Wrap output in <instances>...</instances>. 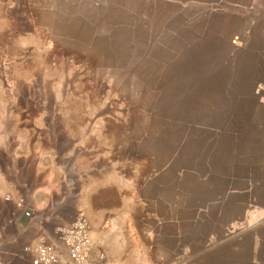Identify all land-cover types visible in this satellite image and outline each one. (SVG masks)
Returning <instances> with one entry per match:
<instances>
[{
    "label": "rangeland",
    "instance_id": "1",
    "mask_svg": "<svg viewBox=\"0 0 264 264\" xmlns=\"http://www.w3.org/2000/svg\"><path fill=\"white\" fill-rule=\"evenodd\" d=\"M3 123L73 153L52 244L83 212L103 264L173 245L154 240L147 215L165 166L171 206L202 205L201 220L181 221L187 264H226L228 234L235 264H250L245 204L264 206V0H0Z\"/></svg>",
    "mask_w": 264,
    "mask_h": 264
},
{
    "label": "crops",
    "instance_id": "2",
    "mask_svg": "<svg viewBox=\"0 0 264 264\" xmlns=\"http://www.w3.org/2000/svg\"><path fill=\"white\" fill-rule=\"evenodd\" d=\"M98 129V133H101ZM100 156L106 155L100 152ZM73 156L72 152L60 151L57 147H46L42 144H32L27 134H12L10 128L4 123L0 126V262L2 264H29V260L21 256L22 249L37 243L43 237L49 238L53 233V223L58 224L63 216L58 213L57 206L67 204L70 198L68 190L67 167L63 159L68 160ZM67 165V164H66ZM169 167L156 168L152 178L153 188L157 195L148 200L147 215L153 223L152 235L154 240L163 236L167 241H174L161 248L154 244L146 251V256L124 259L119 251L110 252L114 256L116 264H187V234L181 232V221L201 220L202 205L197 201L194 206L187 207L186 198L184 203L177 207L171 206L165 196V182L162 175ZM31 175V181H27V175ZM121 178V177H120ZM89 186H91L89 184ZM163 189V190H161ZM90 190L87 191L86 206L91 207L89 202ZM162 193V194H161ZM10 196L11 201L6 197ZM20 198L27 200V209L32 215L31 220L23 217L20 209H16V202ZM87 201V202H86ZM227 205L229 202H226ZM231 207H234L233 202ZM247 210V225L242 237L250 236L253 241L250 264H264L262 256L264 249V206L257 203L245 204ZM16 209V210H15ZM187 211L193 215L189 216ZM93 228L92 238L94 250L99 251L101 245L99 224L91 218ZM178 225V227L176 226ZM174 226L175 232L168 233V228ZM226 237V246L230 247V260L226 264H235V240ZM215 246V251L218 249ZM201 251L199 248L198 251ZM244 251V249H243ZM138 252V251H137ZM144 252V251H143ZM160 253L165 255L162 256Z\"/></svg>",
    "mask_w": 264,
    "mask_h": 264
},
{
    "label": "built area",
    "instance_id": "3",
    "mask_svg": "<svg viewBox=\"0 0 264 264\" xmlns=\"http://www.w3.org/2000/svg\"><path fill=\"white\" fill-rule=\"evenodd\" d=\"M18 206L25 208L24 199L18 200ZM26 218L31 213L25 210ZM57 244L46 238L22 249L21 256L29 260V264H103L104 253L97 255L94 250L92 232L86 215L80 212L70 225L60 227L56 231ZM0 264H2L0 262Z\"/></svg>",
    "mask_w": 264,
    "mask_h": 264
}]
</instances>
